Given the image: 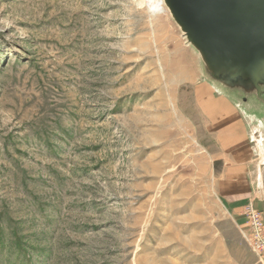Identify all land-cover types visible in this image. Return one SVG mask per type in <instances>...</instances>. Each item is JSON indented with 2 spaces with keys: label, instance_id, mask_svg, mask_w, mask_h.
<instances>
[{
  "label": "rangeland",
  "instance_id": "obj_1",
  "mask_svg": "<svg viewBox=\"0 0 264 264\" xmlns=\"http://www.w3.org/2000/svg\"><path fill=\"white\" fill-rule=\"evenodd\" d=\"M156 1L0 0V264L252 254L216 197L190 84L263 120L264 102L215 80Z\"/></svg>",
  "mask_w": 264,
  "mask_h": 264
},
{
  "label": "crops",
  "instance_id": "obj_2",
  "mask_svg": "<svg viewBox=\"0 0 264 264\" xmlns=\"http://www.w3.org/2000/svg\"><path fill=\"white\" fill-rule=\"evenodd\" d=\"M190 85L205 122V139L212 143L213 151L204 150L215 169L216 197L243 237L245 208L252 203L264 214V120L241 111L237 103L202 79ZM217 247L221 255L214 257L215 264H260L236 243L222 242Z\"/></svg>",
  "mask_w": 264,
  "mask_h": 264
},
{
  "label": "water",
  "instance_id": "obj_3",
  "mask_svg": "<svg viewBox=\"0 0 264 264\" xmlns=\"http://www.w3.org/2000/svg\"><path fill=\"white\" fill-rule=\"evenodd\" d=\"M206 70L264 102V0H164Z\"/></svg>",
  "mask_w": 264,
  "mask_h": 264
},
{
  "label": "built area",
  "instance_id": "obj_4",
  "mask_svg": "<svg viewBox=\"0 0 264 264\" xmlns=\"http://www.w3.org/2000/svg\"><path fill=\"white\" fill-rule=\"evenodd\" d=\"M247 231L243 235L251 253L264 264V214L250 203L244 210Z\"/></svg>",
  "mask_w": 264,
  "mask_h": 264
},
{
  "label": "bare ground",
  "instance_id": "obj_5",
  "mask_svg": "<svg viewBox=\"0 0 264 264\" xmlns=\"http://www.w3.org/2000/svg\"><path fill=\"white\" fill-rule=\"evenodd\" d=\"M164 6H166V3L164 0H157L156 3H154L152 7H153L154 11H156L158 13H164L165 12Z\"/></svg>",
  "mask_w": 264,
  "mask_h": 264
}]
</instances>
